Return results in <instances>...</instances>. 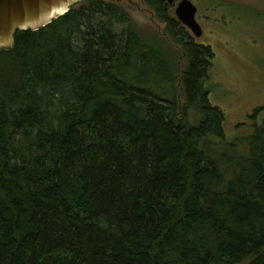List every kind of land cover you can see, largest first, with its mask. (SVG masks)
<instances>
[{"label":"trees","instance_id":"16d2710c","mask_svg":"<svg viewBox=\"0 0 264 264\" xmlns=\"http://www.w3.org/2000/svg\"><path fill=\"white\" fill-rule=\"evenodd\" d=\"M174 21L173 70L108 0L0 50V264H264V129L233 150Z\"/></svg>","mask_w":264,"mask_h":264},{"label":"rangeland","instance_id":"374dc122","mask_svg":"<svg viewBox=\"0 0 264 264\" xmlns=\"http://www.w3.org/2000/svg\"><path fill=\"white\" fill-rule=\"evenodd\" d=\"M194 2L198 6L196 18L203 29L196 43L210 46L215 53L205 82L210 91L208 100L226 115V141L235 145L233 150L238 154L249 156L246 139L264 129V0ZM114 3L129 12L136 28L151 32L147 33L149 39L154 34L150 41L166 54L169 70H173L177 57L166 46L170 37L152 11L142 0ZM155 34L164 36L166 44L156 40Z\"/></svg>","mask_w":264,"mask_h":264},{"label":"water","instance_id":"95a60500","mask_svg":"<svg viewBox=\"0 0 264 264\" xmlns=\"http://www.w3.org/2000/svg\"><path fill=\"white\" fill-rule=\"evenodd\" d=\"M82 0H0V50L14 46L17 31H37L67 14L70 8ZM118 2L120 0H108ZM171 2L173 0H170ZM197 7L190 0H183L177 16L197 38L203 30L196 20Z\"/></svg>","mask_w":264,"mask_h":264},{"label":"flooded vegetation","instance_id":"af4514ba","mask_svg":"<svg viewBox=\"0 0 264 264\" xmlns=\"http://www.w3.org/2000/svg\"><path fill=\"white\" fill-rule=\"evenodd\" d=\"M183 0H173L172 2L169 0V1H167L166 3H165V9H164V12H166V15L169 17V18H171V19H169V18H167V17H165V15H164V20L163 21H158L157 19H156V14L154 13V15H155V19L159 22V23H161V24H163L164 25V31L167 29V27H168V24L170 25L171 24V21H173V20H175L174 22H177V23H180L181 24V26H182V30H183V32L188 36V37H190L192 40H193V42H197V40H198V38L195 36V34H194V32L192 31V29L191 28H189L188 26H186L180 19H179V17L177 16V9H178V7H179V5H180V3L182 2ZM196 7H197V10H198V6L196 5V3L194 2V0H190ZM146 5V4H145ZM149 9V8H148ZM197 15V14H196ZM152 19H153V17H152ZM154 20V19H153ZM196 20H197V18H196ZM198 22V21H197ZM199 23V22H198ZM201 26V25H200ZM202 27V26H201ZM203 30V29H202ZM163 34V33H162Z\"/></svg>","mask_w":264,"mask_h":264}]
</instances>
